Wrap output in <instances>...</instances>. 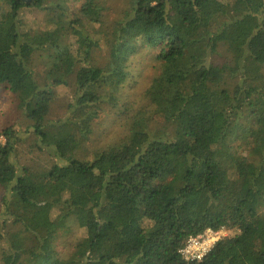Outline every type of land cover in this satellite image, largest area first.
<instances>
[{"label":"trees","instance_id":"16d2710c","mask_svg":"<svg viewBox=\"0 0 264 264\" xmlns=\"http://www.w3.org/2000/svg\"><path fill=\"white\" fill-rule=\"evenodd\" d=\"M128 1L108 23L103 0H83L76 13L61 0H0V87L50 160L40 170L20 164L18 133L1 131V263L264 264V0ZM33 11L50 12L51 28L25 29ZM142 49L157 52L144 96L163 125L125 108L123 137L78 159ZM36 52L47 59L40 72ZM70 77L65 116L50 120L54 89ZM72 218L83 237L51 262L45 251ZM7 222L20 229L5 231ZM222 227L234 234L201 261L179 255L189 237Z\"/></svg>","mask_w":264,"mask_h":264},{"label":"rangeland","instance_id":"374dc122","mask_svg":"<svg viewBox=\"0 0 264 264\" xmlns=\"http://www.w3.org/2000/svg\"><path fill=\"white\" fill-rule=\"evenodd\" d=\"M106 11L104 13L105 21L110 23L115 19H119L125 9L129 7L128 0H103ZM62 5L69 13H76L83 0H61ZM52 15L50 12H27L25 16V29L30 30L31 33H35L38 29H46L47 23L52 21ZM51 28V27H49ZM102 48L95 54L98 63L105 62V52ZM157 52L154 49H142L137 55L132 57L130 65L128 67V79L124 87L120 90L118 95V104L116 106L103 105L98 108L97 119L94 120L92 125V133L89 135L88 140L77 150L75 154L78 159H92L94 153L103 149L109 144L119 141L124 132L120 127L118 116L121 112L127 108L131 113L136 110L143 109L147 111V115L153 120L151 124L163 125L161 119H159L153 113V108L147 103L145 99V91L151 84V81L159 74L160 64L156 60ZM45 60V54L36 52L31 54V61L36 66L37 71H41L40 66ZM264 74V69H262ZM65 85L56 87V99L51 104L50 114L48 118L50 120H57L63 118L66 113L68 103L71 102L74 88L72 87V78L67 79ZM233 81L228 83L229 87ZM31 121L27 119L21 109L18 108L15 97L6 88L0 87V133L3 129L12 128L19 135V142L16 146V160L22 164L27 165L33 169L40 170L44 166L49 165L50 160L47 155L41 154L34 149V136L31 133ZM168 131V129L166 130ZM1 137V136H0ZM3 190L0 188V212L2 210L1 199L3 196ZM55 214L56 211H53ZM69 231L67 234L59 233L55 239L54 249L46 250L48 252L47 257L50 261L58 263L62 259H66L72 250L74 242L83 237L84 230L80 227V221L78 218H72L68 222ZM19 226H14L10 222H7L5 231H18ZM234 232L231 230V235ZM3 249V244L0 245V257ZM0 264L1 261H0Z\"/></svg>","mask_w":264,"mask_h":264},{"label":"built area","instance_id":"2783aa9c","mask_svg":"<svg viewBox=\"0 0 264 264\" xmlns=\"http://www.w3.org/2000/svg\"><path fill=\"white\" fill-rule=\"evenodd\" d=\"M3 138L0 137V144ZM231 230L222 227L217 230L206 229L197 236L189 237L179 250V255L184 261L199 262L214 247V245L222 239L230 237Z\"/></svg>","mask_w":264,"mask_h":264},{"label":"water","instance_id":"95a60500","mask_svg":"<svg viewBox=\"0 0 264 264\" xmlns=\"http://www.w3.org/2000/svg\"><path fill=\"white\" fill-rule=\"evenodd\" d=\"M24 2H29L30 0H23Z\"/></svg>","mask_w":264,"mask_h":264}]
</instances>
